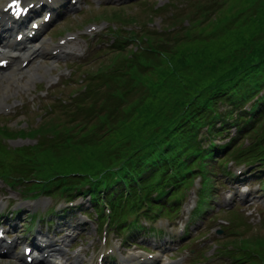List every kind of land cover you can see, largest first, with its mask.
<instances>
[{
	"label": "trees",
	"instance_id": "16d2710c",
	"mask_svg": "<svg viewBox=\"0 0 264 264\" xmlns=\"http://www.w3.org/2000/svg\"><path fill=\"white\" fill-rule=\"evenodd\" d=\"M197 5L201 12L210 14L216 10L217 0L198 2ZM228 5L230 7L221 11L214 22L219 32L214 39L195 38L180 45L176 40L173 46L168 47L170 50L157 44L152 55L143 53L147 55L142 61L151 67L140 83L148 86V93L127 99L130 92L106 84L109 92L100 113L108 114L98 116L99 122L76 144L78 148L90 150V156L84 153L86 151L78 154L75 150L64 166L52 168L51 164L47 165L45 175L52 170L58 171L54 173L56 175L63 173L58 181V185L63 186L61 190L72 192L74 189L83 197L90 195L96 205L107 203L112 209V219L120 224L125 220V205L138 208L149 200L145 199L146 196L154 191L152 183L146 181L144 185L135 176L130 157L134 159L144 149H154L161 156L176 155L179 150L187 153L192 144L194 151L191 154L197 158L200 143L196 135L200 126H209L214 129V134L218 133L215 125L217 121L224 120L223 115H227L217 111V104L227 102L232 107H240L255 88H264V0H228ZM229 16H233L234 22L224 25ZM156 54H162L163 58H156ZM165 79L170 83L165 85ZM253 82L255 87L241 99V94L248 91V83ZM115 89L117 92H113ZM123 101L126 111L123 116L115 117L116 103L122 104ZM261 107L264 108V103ZM159 116L162 118H157ZM102 123L111 132L102 140L88 142L85 136L89 135L91 139V134ZM257 124L254 121L246 130L251 127L253 132L263 136L264 124H259V127ZM193 134L195 136L190 142L188 138ZM164 143L169 144L165 149ZM236 144L235 140L223 150L227 152ZM60 146L64 144H59L55 151L65 149ZM39 149L40 152L51 151L40 146ZM262 151L264 142L252 147L257 156ZM236 152L235 149L233 154ZM117 166L121 168L119 172H115L117 168L114 167ZM157 175L161 181L172 178L162 170ZM93 178H101L102 183L98 186L93 184L96 180ZM179 182L180 179H176L166 186L176 192L181 185ZM87 184L89 188L85 189ZM163 187L160 198L169 201L173 193L163 196Z\"/></svg>",
	"mask_w": 264,
	"mask_h": 264
},
{
	"label": "rangeland",
	"instance_id": "374dc122",
	"mask_svg": "<svg viewBox=\"0 0 264 264\" xmlns=\"http://www.w3.org/2000/svg\"><path fill=\"white\" fill-rule=\"evenodd\" d=\"M147 1V2H146ZM144 3L142 4H135V5H129L127 7H123L120 10L117 9H112V8H101L98 9L96 8V6H94L91 2H89V6L84 8V11L82 14L78 15L77 17H75V19H72L71 21H69L67 23V21L65 22L66 24L63 25L62 27H60L59 29L56 30H52L51 34H56V38H58L61 34H65L67 33V31H76V29H80L83 26H87L86 23H101L102 22V18H112L111 16L113 15V12L115 11H123L125 12L124 16H133V20H138L139 24L137 25H141L144 26L146 22L148 21H153L155 23V27L151 28V32L154 33H159V34H167V30H172L173 27H175L176 30L178 29H183L187 26H189V21H185L183 24H181V26H170L168 23V19L172 18V16H174L176 13H184V15L187 13V7L183 6L184 1L183 0H146ZM224 1H222L223 3ZM167 5L168 8H165ZM226 5V4H225ZM165 6V7H164ZM159 8L161 7L162 9L157 12L158 14H155V8ZM230 6H227L225 8H229ZM231 11H233V8L231 9ZM135 17V18H134ZM149 17L152 18V20H149ZM217 14H213L209 17H206V23L203 24V21H199L198 23H200L201 25L207 26L209 27L211 24L214 23V21L216 20ZM144 18V20L142 19ZM233 18L229 17L227 18L223 23L224 24H228L233 23L234 21L232 20ZM102 25V24H101ZM116 25L120 26V31H124L123 29H125L124 27H130L134 29V31H139V28H136L135 24H121L120 21H117ZM118 26V27H119ZM181 27V28H180ZM123 28V29H122ZM127 30V29H126ZM119 31V32H120ZM213 33L216 32L214 30H212ZM168 36L165 35V41H169L170 43H173L172 41V36L173 34H167ZM55 40V39H53ZM54 44H56V40L54 41ZM80 45V44H79ZM78 44L74 43L71 44L69 50L70 52H74L76 50H78L77 48ZM135 46H130L126 52L129 53L130 49H134L136 50L137 48H134ZM83 48V47H82ZM98 59L95 60L92 63H88V65H82L80 67H76L75 65H72V62L74 60L72 59H68L65 62L60 63L62 66V68H54L51 69L49 67H47L46 65L48 64V60H49V56L47 54L44 53L42 59L45 63H40V66L37 67L38 72L42 74V76L38 77V79H36L33 83H31L29 85L31 81L26 83L27 78V73L24 74V76L20 79L19 84L18 85H13L11 86V90L9 91V95L5 96V95H1L0 93V99H2L3 101H6L7 104L9 105H17L19 103H22L21 106L16 107L15 112L13 111L14 109H12L11 111V115L10 117H4L3 115L0 114V126L2 125H8V126H12V127H16V128H21V127H27V122L29 124L32 123V125H38V122L41 121V117L40 115L43 117L44 116V122H49L51 121L52 117L56 118V117H62L67 119L65 116H63L62 112H63V108H62V100L63 99H67L69 100L71 93L78 91L81 87V84L78 82L79 78L84 77V73L85 71H93L96 72L97 69L99 67L102 66H108L112 63V59L113 57H107L109 56L108 54H105L104 52L99 53L98 55ZM69 62V63H68ZM118 60H116L115 62H113V64H111V67H113V65L115 63H117ZM64 68H68L72 69V74L71 76H65L64 74L62 75L64 80L61 81V84L57 87H54L52 89H50V91H48V96L46 98H43L41 96H37L35 95V91H33V88L38 86L41 89H45L44 86H42L45 83H51V77L53 76H58L59 72H63ZM34 70V69H32ZM30 70V71H32ZM47 70V72H46ZM45 73V74H44ZM44 76V77H43ZM42 84V85H41ZM26 89H29L28 91H26ZM37 90V89H36ZM143 91H145V88H143ZM142 91V93H143ZM145 93H148V91L146 90ZM142 96V94H140ZM49 106H53L54 107V112H50L49 111ZM68 120V119H67ZM59 121H61V119H59ZM26 122V123H25ZM103 130H99V133H101ZM36 142V140L34 139H16L14 141L8 142V144H10L12 147H19V146H23V145H28V144H34ZM220 177V176H219ZM225 193L227 194V192L223 189H218V194H220L221 196H224ZM4 199V201L6 202V204H8V202L12 205L15 204V206H22V210L26 211V213L28 211H37L40 210V202L42 205V210H44L45 208H47L50 204V200L49 199H41L40 201H37L35 204L31 203V202H25L22 200L20 194L9 187H6L5 185H3L2 181L0 180V200ZM8 201V202H7ZM187 205V204H186ZM185 205V206H186ZM216 205V209H214L213 211H209L210 215H215L220 213L221 210L223 209H230V210H235V212H239L237 210H240L242 216L245 218V220L249 221L251 223V225H253L254 231L256 230L257 234H261L264 235V223L260 224V220L264 219H258L257 216H247V213L249 214L250 212H252L250 210V208L248 207H244V206H240L238 205L234 200L232 199H228L227 196L224 199V202L222 204L219 203V201L215 202ZM193 206V205H192ZM191 207V206H190ZM189 207V210L191 209ZM18 209V208H17ZM184 210L181 211V215L183 213ZM208 211V210H207ZM223 218L219 219L217 224H210L207 221L200 222L199 225L195 226L196 230L191 232V234L186 238L185 242L193 239V238H197V242L202 244V247H204V249L199 253V254H204V258L203 260H201L200 264H232V259L230 258L232 256V254L226 253L224 254L223 252H219V249L215 246V243H213V228H215L216 226L218 227L219 225H223L221 220L226 218H229V213L225 212L222 213ZM181 215L174 219L173 221H175V225L177 227L179 226H184L186 224V221H184L186 219V216L188 215L185 212V216L183 220L181 219ZM257 218V219H256ZM227 221V220H226ZM196 224V223H195ZM193 224V226L195 225ZM250 225V226H251ZM251 229V227H249ZM100 235V231L98 229H96V226L93 227V229L91 231H87V230H82L80 235ZM114 234H111V237ZM251 235V234H250ZM249 234L246 236H250ZM209 238L208 240H205L206 237ZM225 240L224 241H220L219 243L222 244L226 241L229 240H233L234 238H238V236H235L233 234H229L228 236H224ZM88 242L91 244L92 241L91 239L88 240ZM116 247L119 246V242L116 241L115 242ZM192 248H194V245H191L190 247H186L183 251H181V254H184L186 256L191 255V250ZM224 250V247H223ZM234 251V250H231ZM179 253L176 254V256ZM198 255H196L194 257V259L198 258ZM15 258L16 259H21V254L20 252H17L15 254ZM80 259L81 262L84 261L85 258L83 257H78ZM18 263V261L16 262V264ZM80 263V262H77ZM0 264H7L6 262H0Z\"/></svg>",
	"mask_w": 264,
	"mask_h": 264
},
{
	"label": "bare ground",
	"instance_id": "6f19581e",
	"mask_svg": "<svg viewBox=\"0 0 264 264\" xmlns=\"http://www.w3.org/2000/svg\"><path fill=\"white\" fill-rule=\"evenodd\" d=\"M0 17H1V18H0V22H4L5 20H7V15H5L4 13H1V14H0ZM44 45H45V43L42 44V49H43V50H45ZM37 69H38V68L32 70L31 73H28V74H27V78H28L29 80H31L32 78H37L38 75H40ZM3 78H4V79H3ZM6 79L10 82V81L12 80V76H7V75H6V76L0 78V93H1V95H5V96L9 95V91L11 90V88L9 87L10 84H7V83L5 82Z\"/></svg>",
	"mask_w": 264,
	"mask_h": 264
}]
</instances>
